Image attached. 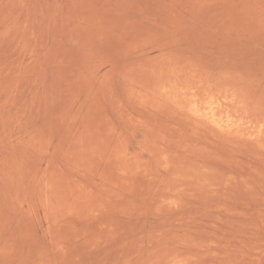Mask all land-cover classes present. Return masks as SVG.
<instances>
[{"label": "rangeland", "instance_id": "374dc122", "mask_svg": "<svg viewBox=\"0 0 264 264\" xmlns=\"http://www.w3.org/2000/svg\"><path fill=\"white\" fill-rule=\"evenodd\" d=\"M0 264H264V0H0Z\"/></svg>", "mask_w": 264, "mask_h": 264}, {"label": "bare ground", "instance_id": "6f19581e", "mask_svg": "<svg viewBox=\"0 0 264 264\" xmlns=\"http://www.w3.org/2000/svg\"><path fill=\"white\" fill-rule=\"evenodd\" d=\"M194 90V89H193ZM209 92V91H208ZM187 93V92H186ZM195 94V93H194ZM239 94V93H238ZM193 95V94H192ZM182 96V95H181ZM187 96V95H186ZM195 96V95H194ZM199 98V97H198ZM178 102V101H177ZM213 102V101H212ZM221 104H223V102L221 103ZM233 104V103H232ZM211 105V104H210ZM193 106V105H192ZM222 106V105H221ZM217 105H216V107H215V110L217 109ZM220 108V107H219ZM199 109V108H198ZM203 109V108H202ZM196 111H194V113H195V115H197V116H201V117H203L208 123H212L213 124V126H215V127H217L220 131H225L226 133L227 132H232V131H234L233 133H238V134H241L242 133V131L240 130V128H238V127H236V130H235V127L234 128H232V124H230V123H222L219 119H217V117H216V113L215 112H211V114L210 115H208V114H206L205 113V111H204V114L202 113V114H200V112L197 110V108L195 109ZM212 110V109H211ZM219 110V109H218ZM207 113H209V112H207ZM228 116V115H227ZM238 116V115H237ZM222 118V117H221ZM200 120V119H199ZM201 122V121H200ZM257 122V121H256ZM231 123H232V121H231ZM235 123V122H234ZM236 124V123H235ZM235 124H234V126H235ZM238 126H239V124H237ZM262 125V124H261ZM205 126V125H204ZM210 126V125H209ZM257 128V127H256ZM262 128V127H261ZM257 130V129H256ZM259 132L260 133H262L260 130H259ZM260 133H258V134H260ZM257 134V135H258ZM235 136V135H234Z\"/></svg>", "mask_w": 264, "mask_h": 264}]
</instances>
